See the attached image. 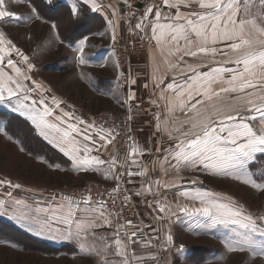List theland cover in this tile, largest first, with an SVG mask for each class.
<instances>
[{
  "label": "snow or ice",
  "instance_id": "obj_1",
  "mask_svg": "<svg viewBox=\"0 0 264 264\" xmlns=\"http://www.w3.org/2000/svg\"><path fill=\"white\" fill-rule=\"evenodd\" d=\"M42 3L47 13L61 7L59 0ZM121 4L129 10L123 15ZM85 9L103 14L113 46L124 39L122 31L147 41L150 71L142 87L149 107L133 88L140 74L133 75L131 61L126 73L114 57L116 88L101 95L125 110L123 118L107 112L85 118L62 108L66 101L34 78L33 58L7 30L13 21H42L65 44L58 23L35 0H0V105L29 121L70 168L43 157L36 162L111 183L38 199L26 195L33 188L4 176L0 216L37 237L74 245L89 264H184L186 248L172 234V225L183 221L190 229L216 230L226 253L242 257L239 264H264V210L206 187L196 175L264 194V0H145L139 15L132 0H73L66 22L89 23ZM88 40L72 47L81 69L90 64ZM81 77L92 83L83 71ZM138 116H151L143 141L133 128ZM0 136L13 140L4 127ZM13 142L31 155L23 141Z\"/></svg>",
  "mask_w": 264,
  "mask_h": 264
},
{
  "label": "rangeland",
  "instance_id": "obj_2",
  "mask_svg": "<svg viewBox=\"0 0 264 264\" xmlns=\"http://www.w3.org/2000/svg\"><path fill=\"white\" fill-rule=\"evenodd\" d=\"M59 2L61 7L56 13H47L44 7L39 8L42 12L47 13L46 18L51 17L54 22L58 23L60 36L65 40V44L58 43L55 33L50 29V25L42 21H32L26 26L20 22L13 21L11 26L7 29L11 38L33 58L39 70L34 73V78L51 86L55 95L67 99L77 110H80L85 118H88V115H99L102 112L111 113L114 116H123L125 110L122 109V107L113 104L112 101L108 99L97 96L90 89L91 84H89L87 80L83 81L81 77V71H83L87 77L94 73L98 76V79L103 82L106 80L105 77L111 78L115 76L113 68L108 67L103 70L89 64L81 69L76 63V54L72 51V47L76 46L78 41L84 36L89 38L88 44L93 47L92 50H85L87 56L91 51H94V48L99 44L103 46L112 45L108 29L104 36H100L94 34L98 32L94 29L98 23L95 20H90L89 23L84 25L66 22L68 8L73 0H59ZM35 3L38 5L40 0H35ZM14 10L21 13H27L28 11L27 6H15ZM85 11L87 12V9H85ZM125 34V37L128 36L130 38V35H128L129 33L125 31ZM27 37H31V39ZM124 41L125 38L123 42L114 46L115 56L117 45L124 43ZM146 57L147 53L139 57L132 55L130 57L131 68L134 59H144ZM122 93L123 91L120 93L121 98H123ZM0 112L22 118L29 123L31 129L35 132L31 123L19 114L13 113L9 106L0 105ZM141 121L142 118L138 116L136 123H134L135 130ZM7 123V119L4 117L0 119V127L6 128L13 140L10 141L0 136V178L7 176L14 182H19L26 187L33 188L35 190L33 193L26 194L29 198H50L51 194L57 191L77 192L87 184H99L104 187L111 186V184H107L93 177H73L68 173L52 170L48 168L47 165L36 162V157H43L49 161L50 152L57 151V149L36 134L41 138L42 141H40L42 144L47 143L50 147V149L46 147V149H41L43 146L40 145L41 142L37 143L30 131L25 128V134L28 136L30 142H35L29 146L22 139L24 133L20 134L15 130L17 124L11 125V132L14 133H12L13 136L9 132ZM17 139L23 141V146L31 155L19 151L20 145L13 142ZM40 149L42 152L44 151V153H41ZM45 150L48 153L47 156ZM58 163L64 167V158H61ZM258 166L259 165H257V167ZM196 175H200L202 179H205L206 187L212 188L217 192L235 196L253 211L264 210V194L256 193L250 188L231 180H221L210 177L205 178L201 173H196ZM174 230L179 236L177 237L179 243L193 248L194 251H196V257L190 259V262L187 264H204L206 261L208 263V257H206V260H202L205 254H209V251L216 254L215 260L210 264H239V261L242 259L240 256L228 255L226 253L221 243V238L216 230L204 231L202 229H190L189 227H176ZM212 232H214L213 235L210 234ZM18 234H20V236H18ZM21 235L32 236L41 242H45L49 246L60 247L61 245L59 244L56 246L54 243L57 241L37 237L7 216H0V264H82V259L71 260L65 258V254L58 255L57 253H46L42 251L39 246L38 249L33 243L28 242L26 238ZM85 262L87 263L88 261L85 260Z\"/></svg>",
  "mask_w": 264,
  "mask_h": 264
},
{
  "label": "crops",
  "instance_id": "obj_3",
  "mask_svg": "<svg viewBox=\"0 0 264 264\" xmlns=\"http://www.w3.org/2000/svg\"><path fill=\"white\" fill-rule=\"evenodd\" d=\"M142 12H143V9L140 12H138V14H142ZM87 15H89L91 17V20H95L96 22H98L97 25L94 28L95 30H97L98 32H103V33L106 32V30L108 29V25L106 23V20H105L103 14L87 12ZM121 34L126 39L125 31H122ZM120 42H123V39ZM89 47H91V48H89ZM89 47H86L85 50H87V51L88 50H92L93 47L90 44H89ZM94 49L95 50L91 51V53H89V55H88V56H90V57H88V59L90 60V64L92 66H95L96 68H100V69H103V70L108 68V67H112L113 68V66H112L113 65V58L114 57L116 58V56L114 54V46L111 45V44L107 45V46H103V45L99 44ZM111 57H112V59H111ZM100 63L106 64V67H104V68L99 67L98 65ZM131 69H132V73H133L134 76H136L137 73L140 74L139 75V79H138V84L134 85L133 88L135 90H137V95L138 96H143V99L145 101L143 107L148 108L149 107V105L147 104L148 90H145L142 87L143 83L147 82V73L150 71V69L147 67V57L144 58V59H134L132 61V68ZM89 77H90V80H91L92 83H89V82L88 83L91 84L90 89L93 91V93H95L99 97H102V98H105V99H108V100L112 101L113 104L118 105L116 103V101L114 99H112L110 96L101 95L102 92H106V91H108L110 89H115L116 88L115 76L111 77V78H106L105 77L106 80L103 81V82H101L98 79V76L96 74H94V73H92ZM85 80L86 79L83 78V81H85ZM92 84H95L96 87H93ZM52 94H54V93L53 92L49 93V95H52ZM122 94L124 95V92ZM56 96L58 98H60V99H63L64 101H66V104L61 105L62 108H64L65 110H69V111H73L74 110L77 115H81L82 114L80 112V110H77L72 104H70V102L67 101V99H65V98H63V97H61L59 95H56ZM48 102L51 103V101H48ZM69 105H72L73 107L69 108L68 107ZM149 119H151V116H148L147 118H142V121L136 127L137 136H138V138L141 141H143L146 138V136H147V131H148L149 125L147 124L146 120H149ZM140 127H143L145 129L144 133H140L138 131V129ZM57 151L59 152L58 149H57ZM59 153L63 156L64 161H65V166L63 168L64 169H69L70 168V161L61 152H59ZM145 159H148V158L146 157ZM55 171H59V170H55ZM60 172L68 173V174L72 175L73 177L74 176H76V177L88 176L89 178L93 177V178H96L97 180H100V178H98L95 174H79V175H77L76 173H73L71 171H60ZM107 184H111V183L108 182ZM176 227H179V228L189 227L188 226V222L187 221L177 222V223H174L172 225V234L174 236L175 244L176 245H180L181 243H179V241H178L179 239L177 238L179 236L177 235L176 231L174 230V228H176ZM213 233L214 232H212L210 234L213 235ZM47 242H50V241H47ZM59 244H61L60 246H70V247L74 248L77 251L76 247L74 245L70 244V243L58 242V241L54 243V245H56V246L59 245ZM185 248H186V251L184 253V264H187L188 262H190V259H192L193 257H196V251H194L193 248L187 247L186 245H185ZM167 255H168L167 253H162V256H167ZM206 257H208V263L206 261V263H204V264H210V263H212L215 260L216 254L209 251V254L208 255L205 254V256L203 257L202 261L206 260ZM65 258H68V259H71V260L82 259V264H89L88 258L81 257L77 253L75 255H73V256L65 255ZM171 259L173 261H175L177 259V251H176L175 248H173L171 250ZM85 260L88 261V262L86 263Z\"/></svg>",
  "mask_w": 264,
  "mask_h": 264
},
{
  "label": "trees",
  "instance_id": "obj_4",
  "mask_svg": "<svg viewBox=\"0 0 264 264\" xmlns=\"http://www.w3.org/2000/svg\"><path fill=\"white\" fill-rule=\"evenodd\" d=\"M36 4V3H35ZM36 6L39 8V7H44V5H43V3H42V0H40V3L37 5L36 4ZM40 9V8H39ZM0 119H3V117L5 118V119H7V124H8V128H9V132L12 134L13 132H11V125H13V124H17V126H15V130L18 132V133H20V134H22V133H24V136L22 137V139H23V141L25 142V143H27L29 146L31 145V144H34L35 142H30V140H29V138H28V136L25 134V128H27L29 131H30V133H31V135H32V137L33 138H35L36 139V142L37 143H40L42 140H41V138H39L37 135H36V132H34L32 129H31V127H30V125H29V123L28 122H26L25 120H23L22 118H20V117H17V116H11V115H9V114H5V113H1L0 112ZM11 116V117H10ZM14 134V133H13ZM12 134V135H13ZM14 136V135H13ZM41 140V141H40ZM40 145H43L42 147H41V149H50V147H49V145L46 143V144H42V142H41V144ZM46 147V148H45ZM40 149V150H41ZM41 153H44V151L42 152V150L40 151ZM40 154V153H39ZM45 154H46V156L48 155V153L46 152V150H45ZM61 158H63L57 151H51L50 152V155H49V163H52V164H60V163H58V161H60V159ZM27 235V234H26ZM26 235H21V236H23L24 238H26V240L28 241V242H31V243H33L34 244V246L35 247H37L38 248V246L42 249V251H45L46 253H49V254H51V253H53V254H55V253H57L58 255H61V254H65V255H73V254H76V250L74 249V248H72V247H70V246H60V247H54V246H49L48 244H46L45 242H41V241H39V240H37V239H35V238H33L32 236H26ZM18 236H20V234H18ZM39 249V248H38Z\"/></svg>",
  "mask_w": 264,
  "mask_h": 264
},
{
  "label": "built area",
  "instance_id": "obj_5",
  "mask_svg": "<svg viewBox=\"0 0 264 264\" xmlns=\"http://www.w3.org/2000/svg\"><path fill=\"white\" fill-rule=\"evenodd\" d=\"M132 3H133V10H138L137 11V14H138V12H140L143 9V5L145 3V0H132ZM120 8H121V15H123L129 11L127 8H125L123 6V4L120 5ZM135 22H136L135 20L132 21L133 24H135ZM128 35H130V34H128ZM141 43L144 44L143 48H141ZM146 53H147V41L141 42L137 39V37H134L132 35H130V38L128 36H126L124 43L119 44L116 47V58L120 59L122 69L126 73L128 71V68H129L127 61L130 60V57L132 55L135 57H139V56L145 55ZM111 115L114 116L113 114H111ZM123 116H114V117L123 118ZM133 128H134V124H133ZM134 130H135V128H134ZM100 188L103 189V188H107V187L100 186ZM81 190L82 189H80L77 192H65V193L79 194ZM129 216L131 217V213H129Z\"/></svg>",
  "mask_w": 264,
  "mask_h": 264
}]
</instances>
